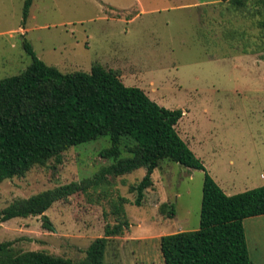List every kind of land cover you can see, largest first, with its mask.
<instances>
[{
	"label": "rangeland",
	"instance_id": "1",
	"mask_svg": "<svg viewBox=\"0 0 264 264\" xmlns=\"http://www.w3.org/2000/svg\"><path fill=\"white\" fill-rule=\"evenodd\" d=\"M0 0V79L22 73L37 56L63 73L94 65L120 73L170 110L184 112L181 138L233 195L264 186V3L235 7L220 0ZM108 138L73 147L25 177L0 184V211L13 201L93 178L113 162L100 156ZM205 171L165 161L152 175L146 206L130 188L145 169L107 178L99 187L55 203L42 216L0 221V243L16 252L44 251L79 262L91 243L115 226V202L125 198L130 227L112 239L105 264H165L163 236L197 230ZM173 204L176 216L159 215ZM251 259L264 264V216L245 222Z\"/></svg>",
	"mask_w": 264,
	"mask_h": 264
},
{
	"label": "trees",
	"instance_id": "2",
	"mask_svg": "<svg viewBox=\"0 0 264 264\" xmlns=\"http://www.w3.org/2000/svg\"><path fill=\"white\" fill-rule=\"evenodd\" d=\"M244 7L248 0H220ZM264 3V0H260ZM32 0L24 7L28 19ZM31 64L20 74L0 79V184L25 177L36 166L53 159L62 163L69 149L108 138L110 146L100 156L113 163L93 177L13 201L0 211V221L42 216L43 227L54 231L45 213L69 197L145 169L141 182L130 188L134 204L146 206L152 175L163 162L206 172L202 162L181 138L177 125L184 112L170 110L150 99L144 90L124 84L119 72L94 65L90 73H63L47 65L27 40L23 41ZM119 197L113 214L118 223L107 225L95 239L85 259H72L44 251L16 252L13 242L0 243V264H105L113 238L130 227L125 204ZM160 216L174 218L173 204L158 207ZM264 216V186L227 195L205 173L200 227L163 236L160 248L165 264H255L250 255L244 221Z\"/></svg>",
	"mask_w": 264,
	"mask_h": 264
},
{
	"label": "crops",
	"instance_id": "3",
	"mask_svg": "<svg viewBox=\"0 0 264 264\" xmlns=\"http://www.w3.org/2000/svg\"><path fill=\"white\" fill-rule=\"evenodd\" d=\"M108 69H111V68H109V67H107ZM112 70H114V69H112ZM120 74V73H119ZM121 76V75H120ZM121 79H122V77H121ZM216 181V180H215ZM217 182V181H216ZM218 183V182H217ZM219 184V183H218ZM220 185V184H219ZM220 187H221V185H220ZM222 188V187H221ZM223 189V188H222ZM224 190V189H223ZM224 192L227 194V195H233V194H231V193H227V191H225L224 190ZM259 217H262V216H259ZM254 218H256V217H253V218H249V219H246L245 221H244V227H245V222L247 221V220H251V219H254ZM246 236H247V234H246ZM249 246V245H248Z\"/></svg>",
	"mask_w": 264,
	"mask_h": 264
}]
</instances>
